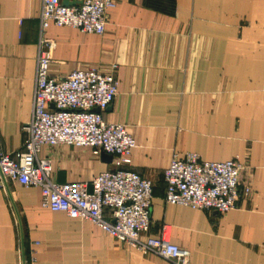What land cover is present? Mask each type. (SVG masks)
Segmentation results:
<instances>
[{"label":"crops","instance_id":"0c3cea01","mask_svg":"<svg viewBox=\"0 0 264 264\" xmlns=\"http://www.w3.org/2000/svg\"><path fill=\"white\" fill-rule=\"evenodd\" d=\"M114 2L103 35L46 29L56 43L49 75L92 67L114 73L118 91L103 118L126 127L135 140L127 168L153 185L144 237L165 226L189 264H264V0ZM40 10L41 0H0V153L13 155L27 140ZM189 153L208 162L238 158L251 196L224 215L166 204L164 171L172 155ZM40 157L51 161L57 184L115 168L89 148L43 146ZM23 257L25 264H174L44 209L39 189L0 176V264H23Z\"/></svg>","mask_w":264,"mask_h":264},{"label":"built area","instance_id":"2783aa9c","mask_svg":"<svg viewBox=\"0 0 264 264\" xmlns=\"http://www.w3.org/2000/svg\"><path fill=\"white\" fill-rule=\"evenodd\" d=\"M114 0H81L68 7L61 0H41V37L37 55L33 109L23 128L27 140L21 151L0 153V176L23 187L37 188L41 206L69 219L91 222L111 238L142 255L153 254L174 264H189V252L169 241L164 226L158 237H144L151 221L153 185L128 170L135 140L121 124H109L103 114L118 91L114 73L97 68L71 71L64 78L49 75L55 41L44 37L50 25L68 27L87 35H103ZM116 67H112L114 72ZM89 148L109 155L114 170L89 182L57 184L52 165L41 158L43 146ZM246 167L234 158L202 161L195 153L172 155L163 177L164 201L192 210L224 215L237 208L239 198L251 196L240 174Z\"/></svg>","mask_w":264,"mask_h":264},{"label":"water","instance_id":"95a60500","mask_svg":"<svg viewBox=\"0 0 264 264\" xmlns=\"http://www.w3.org/2000/svg\"><path fill=\"white\" fill-rule=\"evenodd\" d=\"M64 5V4H63ZM101 158L104 160V161H107V162H110L111 161V157L109 155H106L104 153H101ZM3 181L6 183V180L4 179L3 176H1ZM14 207V205H13ZM14 210H15V207H14ZM15 213L17 215V212L15 210ZM18 218V217H17ZM18 222H19V230H20V237H21V248H22V254H23V242H22V228H21V225H20V221H19V218H18ZM23 264H25V261H24V257H23Z\"/></svg>","mask_w":264,"mask_h":264}]
</instances>
